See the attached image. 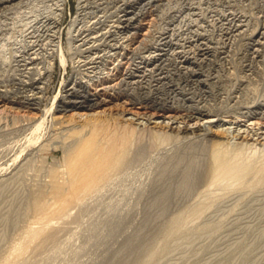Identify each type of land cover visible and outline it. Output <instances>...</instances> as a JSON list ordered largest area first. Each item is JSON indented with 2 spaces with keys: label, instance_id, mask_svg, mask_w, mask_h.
I'll use <instances>...</instances> for the list:
<instances>
[{
  "label": "bare ground",
  "instance_id": "obj_1",
  "mask_svg": "<svg viewBox=\"0 0 264 264\" xmlns=\"http://www.w3.org/2000/svg\"><path fill=\"white\" fill-rule=\"evenodd\" d=\"M4 1L8 0H0ZM35 1L39 2L38 7H42L43 3L49 10L42 14L49 20V32L44 37L39 35L40 37L31 40L26 49L31 51H25L16 60L18 63L22 61L23 69H26L24 72L32 75L37 73L41 77L48 76V72L55 66L57 56L61 57L65 68L69 62L72 63L71 80L66 83L64 94H59L61 98L57 94L53 101L59 106L58 111L75 109L67 117L71 123L72 120L77 123H72L73 126L60 136V144L56 142L59 145L52 147L51 143L53 149L62 148V156L59 162L54 163L55 160L53 164L49 163L50 166L47 165V178L38 184L34 192L33 204L30 205L36 211L38 224L28 225L24 232L22 229L24 234L18 233L23 236H18L20 238H17L16 243V240L12 242L14 245L9 249L13 250L7 252L9 255L6 253L2 263L11 264L12 258L22 249H27L37 239L46 237L47 231L52 228V220L67 215L71 205L87 203L92 208L96 203L100 205L98 201L101 202V195L106 189L124 187L132 196L131 202L129 199L130 203L119 210V216L167 217L175 222L203 215L233 191L246 193L251 189L263 188V72L222 70L226 64L225 55L218 56L219 46L211 45V37L202 34L204 32L195 33L198 36L190 40L185 36L184 42L180 44L181 49L176 50L175 46L161 52L158 49L163 46H154L147 54L125 55L124 50L129 43L115 38L114 42L111 39L99 42V39L93 38L95 33L93 36L88 31L84 33L86 25L83 14L87 3H83L84 0L78 1L83 9L75 15L67 29L66 37L69 41L65 52L57 22L64 11L66 0ZM24 4L26 5L25 2ZM29 4L26 6L30 7ZM31 11L32 9L28 10L29 13ZM231 19L234 20V17ZM3 22L0 21V30L5 27ZM239 24L232 25L230 22L235 30H238ZM41 25L46 26L43 23ZM233 28L228 27L229 31L226 32L233 31ZM251 34L252 45L262 43L264 30L254 28ZM122 66L124 67L121 68ZM35 77L31 76L30 82ZM27 82L29 83L26 80ZM111 102L113 104L108 105ZM47 109L50 111V108ZM76 115L79 117L77 120ZM159 117L163 118L158 120L160 124L156 120L157 124L149 125L148 120ZM140 118L141 121L137 122L136 119ZM200 120H205L208 124L198 123ZM213 121H223L222 124L229 125L221 129L218 127L216 133L211 131L210 123ZM242 121L247 122V129L242 132L239 130L241 128L232 130L231 124L238 125ZM48 142H41V148H50ZM127 194L128 191L126 196ZM43 240L46 241L47 237ZM39 247L41 246L37 249ZM2 255L4 256L3 253Z\"/></svg>",
  "mask_w": 264,
  "mask_h": 264
},
{
  "label": "rangeland",
  "instance_id": "obj_2",
  "mask_svg": "<svg viewBox=\"0 0 264 264\" xmlns=\"http://www.w3.org/2000/svg\"><path fill=\"white\" fill-rule=\"evenodd\" d=\"M30 1L32 2L30 3ZM34 1L8 0L0 2V9H2L0 11L2 20L0 21L5 22H3L5 26L3 27L6 28V31L4 28L0 30V264H4L2 262H4L6 253L13 250L9 247H13L14 241L16 240V243L23 236L25 228L38 224L36 211L32 208L33 205H30L33 204L34 192L37 190L38 184L47 178V165L53 164L55 160L54 163H57L61 159L62 148L53 149L52 147L59 145L61 141L59 139L65 134V131L77 123L72 120V124L67 117L75 109L58 111L59 106L53 101L57 94H64L66 83L71 80L72 63L69 62L65 68L60 60L61 57L57 56L55 66L48 72V76L41 77L37 73L32 75L24 72L26 69H23L22 61L18 63L16 60L22 56L20 54H25V51H31V49L26 50L31 44V40L35 37H44L45 33L49 32L47 30L49 20L47 21L46 16L42 15L43 11L48 12L49 10L47 11L43 3H40L42 7H38L37 3L39 2L35 1V5ZM78 1L66 0L64 11L57 22V27L61 29V40L65 52L69 41L66 37L67 29L75 15L80 9H83L79 6ZM24 2L27 6L30 3L29 6L32 5V7H27ZM83 3H86L83 14L86 25L84 33L88 31L90 36L95 33L93 38L99 39V42L110 39L114 42L115 39H118L129 43V45L127 44L128 48L124 50L125 55L147 54V51L149 53L154 49V46H163V49H158L161 52L170 50L172 47L175 48V46L176 50L177 48L181 49L180 44L184 42L185 36H188L186 39L190 40V38H196L197 33L204 32L202 34L212 38H210L211 45L219 46L218 56L225 55L226 64L223 65L224 69L222 68V70L246 72H256L257 70V73H264V38H261V44L252 45L253 36L250 35L254 28L264 30V0H84ZM4 5L6 8L3 7ZM31 9L32 11L29 13L28 10ZM232 17L234 20L231 19ZM42 18L46 21H43ZM32 21L33 24H31ZM15 22L17 23L15 24ZM230 22L232 25L240 23L238 30H235L232 25L230 26ZM11 23L15 25L13 26ZM40 23L46 24V26L43 27ZM228 27L234 30L227 33ZM170 37L172 40L169 39ZM23 41L27 42H25L27 47ZM157 43L158 45H156ZM235 49L237 50L235 51ZM2 54L3 56H1ZM1 58L4 61H1ZM16 67L17 70H15ZM34 75L38 77L36 78ZM31 76L35 77L32 79H35L33 82H30ZM26 80L29 83H26ZM111 104L113 102L108 105ZM47 108H50V111ZM77 119H79L78 116L75 120ZM141 119L136 120L138 122ZM144 119L146 120V118ZM159 119L161 121L163 118H152L148 120V123L150 126L160 124ZM165 121L166 119L163 122ZM201 121L198 123L206 124L207 122ZM222 123L223 121L211 122V131L218 133L216 130L218 127L221 129L225 125H229ZM246 124L247 122L242 121L238 125L231 124V128L232 130L241 128L239 130L242 132L247 129L248 124ZM57 134L58 136H56ZM41 142L42 144L50 143V148H41ZM120 188L106 189L101 195V202L98 201L100 205H96V203L93 206L95 209L97 208L96 210L89 207L90 205L87 203L71 205L67 215L52 220L51 229L53 230L50 231L49 228L50 232L47 231L46 241L43 240L46 237L37 239L33 245L22 249L19 252L20 255L16 254L19 255L18 257L13 255L12 259L17 258V261L12 260L10 263L264 264V186L251 189L246 193H243L245 191H233L210 207L203 215L175 222L167 217L119 216V210L123 206L126 207L132 200L129 190H125L124 187ZM127 191L130 197L128 194L126 196ZM129 199L130 202H128ZM116 206L118 211H115L117 210ZM90 208L97 212H90ZM19 232L22 234H18ZM36 246L41 247L37 249Z\"/></svg>",
  "mask_w": 264,
  "mask_h": 264
}]
</instances>
